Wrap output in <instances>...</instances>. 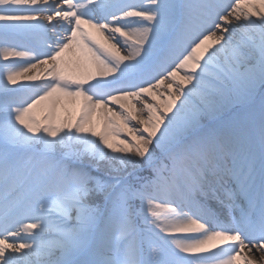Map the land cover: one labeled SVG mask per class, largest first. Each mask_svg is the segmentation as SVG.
<instances>
[{
  "label": "snow or ice",
  "instance_id": "6c2138e0",
  "mask_svg": "<svg viewBox=\"0 0 264 264\" xmlns=\"http://www.w3.org/2000/svg\"><path fill=\"white\" fill-rule=\"evenodd\" d=\"M257 93L258 135L205 126ZM256 253L264 0H0V264Z\"/></svg>",
  "mask_w": 264,
  "mask_h": 264
},
{
  "label": "bare ground",
  "instance_id": "6f19581e",
  "mask_svg": "<svg viewBox=\"0 0 264 264\" xmlns=\"http://www.w3.org/2000/svg\"><path fill=\"white\" fill-rule=\"evenodd\" d=\"M212 3H214L216 0H209ZM121 3L125 4H139L141 0H119ZM232 0H217V3H231ZM19 95H24V93H19ZM260 106H261V96L259 93L255 96V98L248 103L241 104L240 106H236L233 111L229 114V119L222 117V113L219 114L217 118H220L218 121H216L215 125L213 123L208 124L206 127H220L222 125L229 124L235 120H238L240 118H245L250 120L253 129L255 133L258 135V130H259V121H260ZM113 111H116L117 108L115 105L112 106ZM233 115L231 116V114ZM258 159V155H257ZM25 239H30L28 237H25ZM249 259H252L256 264H261L262 261H264V254L261 253H256L255 255H251L248 257Z\"/></svg>",
  "mask_w": 264,
  "mask_h": 264
},
{
  "label": "rangeland",
  "instance_id": "374dc122",
  "mask_svg": "<svg viewBox=\"0 0 264 264\" xmlns=\"http://www.w3.org/2000/svg\"><path fill=\"white\" fill-rule=\"evenodd\" d=\"M16 42H18V43H23L24 41H23V39L22 38H16ZM25 95V94H24ZM240 106V105H239ZM233 110H226V111H223V115H222V117H224V118H227V119H229V114L232 112ZM220 113V114H221ZM233 115V113L231 114V116ZM220 118H217V120L216 121H218ZM210 123H213L212 121H205V126H207V124H210ZM74 147L77 149V150H80L81 148H82V146L81 145H74ZM100 176H107V171L105 170V169H103V168H101V170H100Z\"/></svg>",
  "mask_w": 264,
  "mask_h": 264
}]
</instances>
